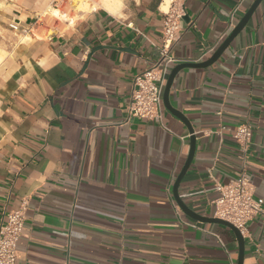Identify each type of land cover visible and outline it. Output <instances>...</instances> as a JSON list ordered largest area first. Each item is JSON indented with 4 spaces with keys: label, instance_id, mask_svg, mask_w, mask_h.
<instances>
[{
    "label": "crops",
    "instance_id": "0c3cea01",
    "mask_svg": "<svg viewBox=\"0 0 264 264\" xmlns=\"http://www.w3.org/2000/svg\"><path fill=\"white\" fill-rule=\"evenodd\" d=\"M88 1L59 21L44 12L64 0H0V224L24 208L15 264H237L234 232L187 215L172 189L190 126L177 188L186 208L215 217L217 184L245 169L264 209V0L213 63L175 73L176 113L162 100L152 120L127 106L159 58L167 0ZM252 1L183 0L166 80L209 59ZM243 122L246 159L232 137ZM242 236V264H264V214Z\"/></svg>",
    "mask_w": 264,
    "mask_h": 264
},
{
    "label": "built area",
    "instance_id": "2783aa9c",
    "mask_svg": "<svg viewBox=\"0 0 264 264\" xmlns=\"http://www.w3.org/2000/svg\"><path fill=\"white\" fill-rule=\"evenodd\" d=\"M184 14L183 0H167V9L163 11L160 55L153 65L135 77L127 106L129 116L147 120L160 119L166 75L171 65L176 62L175 57L170 54V47L179 37L180 21ZM10 26L16 28L14 24ZM251 129L248 122H243L232 132L243 159L248 157ZM217 187L219 194L213 201L215 217L229 221L244 235L246 223L255 215L264 214L261 202L253 197V186L245 169H242L237 179L224 184L218 183ZM23 222V207L5 214V220L0 224V264H15L16 245Z\"/></svg>",
    "mask_w": 264,
    "mask_h": 264
},
{
    "label": "water",
    "instance_id": "95a60500",
    "mask_svg": "<svg viewBox=\"0 0 264 264\" xmlns=\"http://www.w3.org/2000/svg\"><path fill=\"white\" fill-rule=\"evenodd\" d=\"M261 2V0H253L251 5L249 6V8L247 9V11L243 14V16L240 18V20L237 22V24L234 26V28L232 29V31L229 33V35L224 39V41L219 45V47L212 53V55L210 56L209 59H207L206 61L203 62H199V63H191V62H184V63H180L176 66H174L169 75L168 78L166 80L165 86H164V90H163V94H162V100H163V104L165 105V107L171 111L172 113H176L174 111V109H172V107L169 104V100H168V93H169V88L172 82V79L175 75V73L183 67H189V66H194V67H203V66H207L210 65L211 63H213L219 56L220 54L223 52V50L227 47V45L229 44V42L243 29V27L245 26V24L248 22V20L250 19L251 15L253 14L254 10L256 9V7L259 5V3ZM188 130L190 133V146H189V152H188V157L186 159V162L184 164V166L182 167L181 171L179 172V174L177 175L174 184H173V196L177 202V204L179 205V207L186 212L187 215L193 217L194 219L200 220V221H205V222H214V223H220L223 224L225 226H227L228 228H230L234 234L235 237L237 239L238 242V261L237 264H242V259H243V248H244V239L243 236L241 234V232L239 231V229L237 227H235L232 223H230L229 221H226L222 218L219 217H204L198 214L193 213L191 210L187 209L186 206L183 204V202L181 201V199L178 196V192H177V188L179 185L180 180L182 179L185 171L187 170L193 153H194V149H195V135L193 134V129L188 126Z\"/></svg>",
    "mask_w": 264,
    "mask_h": 264
},
{
    "label": "rangeland",
    "instance_id": "374dc122",
    "mask_svg": "<svg viewBox=\"0 0 264 264\" xmlns=\"http://www.w3.org/2000/svg\"><path fill=\"white\" fill-rule=\"evenodd\" d=\"M65 3L60 7L57 8V12L62 13V15L56 14L53 12V8L52 6H48V8L45 10L44 15L49 14L51 15L53 18L58 19L59 21L62 20H75L77 15L84 12V11H88L91 8V4L88 0H64ZM85 1L86 2V6L82 5L79 8L76 7V4L81 3ZM64 16V17H63ZM44 18V16H43ZM6 35L5 32L0 28V53L2 55V57L4 56V51L7 50L4 47V41L6 40Z\"/></svg>",
    "mask_w": 264,
    "mask_h": 264
},
{
    "label": "bare ground",
    "instance_id": "6f19581e",
    "mask_svg": "<svg viewBox=\"0 0 264 264\" xmlns=\"http://www.w3.org/2000/svg\"><path fill=\"white\" fill-rule=\"evenodd\" d=\"M82 5H83V6H84V5L86 6L87 4H86L85 1H83V2H81V3L76 4V7L79 8V7L82 6ZM102 5L105 6L106 8H108V9H111L110 6H109V4L107 3L106 0H103ZM53 12L56 13V14L62 15V13L57 12V9H53ZM63 17H64V16H63ZM1 59H2V57H1V55H0V61H1Z\"/></svg>",
    "mask_w": 264,
    "mask_h": 264
}]
</instances>
